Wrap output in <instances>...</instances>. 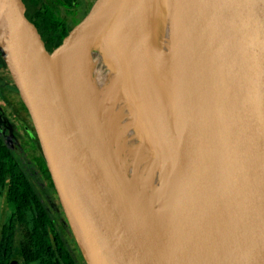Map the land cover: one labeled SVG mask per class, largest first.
Returning a JSON list of instances; mask_svg holds the SVG:
<instances>
[{
    "label": "water",
    "instance_id": "water-1",
    "mask_svg": "<svg viewBox=\"0 0 264 264\" xmlns=\"http://www.w3.org/2000/svg\"><path fill=\"white\" fill-rule=\"evenodd\" d=\"M104 1L95 0L50 52L27 17L30 0H0V57L86 264H264V0H176L188 87L201 105L202 134L216 143L227 173L199 210L177 224L185 231L196 226L184 240L175 226L164 231L167 221L161 222L176 211L183 194L174 185L182 179L165 183L145 204L150 210L134 209L92 154L82 116L29 50L36 38L38 50L54 53ZM156 7L148 4L119 57L112 47L111 60L130 51L129 67L120 75L129 84L135 65L153 48Z\"/></svg>",
    "mask_w": 264,
    "mask_h": 264
},
{
    "label": "bare ground",
    "instance_id": "bare-ground-1",
    "mask_svg": "<svg viewBox=\"0 0 264 264\" xmlns=\"http://www.w3.org/2000/svg\"><path fill=\"white\" fill-rule=\"evenodd\" d=\"M141 1L105 0L54 53L38 50L36 38L31 39L29 50L50 84L72 103L77 114L82 116L80 107L85 106V139L91 152L123 197L135 204L134 209L150 210L145 204L165 183L174 177L182 179L174 185L183 194L176 200V211L161 222L168 223L164 231L175 226L184 240L196 226L185 231L177 224L199 210L227 173L216 143L202 134L201 105L187 85L176 81L164 86L144 83L136 88L131 84L124 97L125 83L117 88L118 73L107 70L113 42L125 40L132 32ZM127 14L128 20L123 22ZM83 45L89 47L82 65L76 71L66 69L68 51ZM123 57L112 68L127 69L130 51ZM183 197L190 199V205L183 203Z\"/></svg>",
    "mask_w": 264,
    "mask_h": 264
},
{
    "label": "flooded vegetation",
    "instance_id": "flooded-vegetation-1",
    "mask_svg": "<svg viewBox=\"0 0 264 264\" xmlns=\"http://www.w3.org/2000/svg\"><path fill=\"white\" fill-rule=\"evenodd\" d=\"M94 1L77 0L67 6L63 0H41L29 4L26 14L34 17L32 24L39 35L51 30L61 36L62 42ZM37 19H41L38 25ZM38 219L42 220V224L37 223L38 231L42 233L39 225L45 226L60 264H86L66 221L29 115L0 57V232L4 227L18 229L26 244L27 234ZM56 237L59 242H54ZM12 259L17 264H40L16 256L8 264Z\"/></svg>",
    "mask_w": 264,
    "mask_h": 264
},
{
    "label": "rangeland",
    "instance_id": "rangeland-1",
    "mask_svg": "<svg viewBox=\"0 0 264 264\" xmlns=\"http://www.w3.org/2000/svg\"><path fill=\"white\" fill-rule=\"evenodd\" d=\"M150 2H153L157 6V20L155 24L153 48L149 57H147L145 60H142V62L139 63V66L135 65L132 75L133 80L131 81L132 85H134L136 88L140 87L144 83H150L156 86H164L168 83L181 81L188 86L189 83L186 77L187 58L184 25L179 15L180 12L178 9L177 1L147 0L146 2V0H142L141 2H139L136 13V20L134 22L136 28L135 31H137L142 24L146 8L148 7V4ZM123 17V22L128 20V14L127 16L124 15ZM132 18L134 19L135 17L132 16ZM122 21H120V23ZM130 36H128L123 42H113V50L117 48L120 50V52H118V57L126 47V42L130 38ZM135 41L136 40H134V42ZM115 59L116 58H113V60H111V65L113 66H115L116 62L118 61ZM111 65L110 63L107 64V70H110L112 74H114L115 71L118 73L115 77L116 87L118 88V85L120 83L126 82L123 91L125 95L124 97H126V94L130 92L131 84L127 83V80L125 81L123 80V78H120L121 68L119 66L114 69ZM74 67L76 68L77 66ZM131 100L132 99L130 97V100L128 102L130 110ZM80 112L82 113V119L85 127L88 129L85 106L82 105L80 107ZM165 112L166 114H168V111Z\"/></svg>",
    "mask_w": 264,
    "mask_h": 264
},
{
    "label": "trees",
    "instance_id": "trees-1",
    "mask_svg": "<svg viewBox=\"0 0 264 264\" xmlns=\"http://www.w3.org/2000/svg\"><path fill=\"white\" fill-rule=\"evenodd\" d=\"M37 1L41 0H30L29 4ZM63 3L67 6H72L75 2L73 0H63ZM27 17L32 23L34 17L28 15ZM40 20L41 19H37V25ZM40 37L46 49L50 52L61 44V36L59 34L54 35L51 30L47 33H43ZM87 47L88 46L83 45L69 50L65 57V68L72 70L75 68L74 66L79 67ZM16 220H12V223ZM34 222L36 223L34 224V227H36L31 230L32 232L27 234L29 241L26 244H24L22 233H20L18 229L12 231L11 226L10 228L4 227L2 229L0 232V264H8V261L12 256L20 257L24 262L39 261L40 264H60L59 258L54 253V248L51 244L52 241L47 236L48 234L45 226L39 225L42 228V233L38 231L37 223L40 222V224H42V220L38 219L34 220ZM54 242H59L58 237L55 238ZM63 254L64 253H62V256ZM81 256L83 257L82 253ZM53 259H55V262H53Z\"/></svg>",
    "mask_w": 264,
    "mask_h": 264
}]
</instances>
